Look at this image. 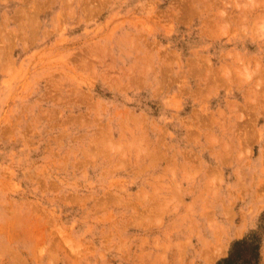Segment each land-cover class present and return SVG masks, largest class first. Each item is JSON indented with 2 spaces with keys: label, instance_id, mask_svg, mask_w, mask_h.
Wrapping results in <instances>:
<instances>
[{
  "label": "rangeland",
  "instance_id": "rangeland-1",
  "mask_svg": "<svg viewBox=\"0 0 264 264\" xmlns=\"http://www.w3.org/2000/svg\"><path fill=\"white\" fill-rule=\"evenodd\" d=\"M263 220L264 0H0V264H215Z\"/></svg>",
  "mask_w": 264,
  "mask_h": 264
},
{
  "label": "trees",
  "instance_id": "trees-1",
  "mask_svg": "<svg viewBox=\"0 0 264 264\" xmlns=\"http://www.w3.org/2000/svg\"><path fill=\"white\" fill-rule=\"evenodd\" d=\"M264 232V220L259 231H251L240 239L234 240L226 256L215 264H260V249Z\"/></svg>",
  "mask_w": 264,
  "mask_h": 264
}]
</instances>
